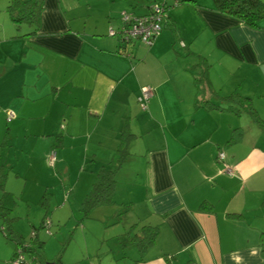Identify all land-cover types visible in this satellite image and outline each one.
<instances>
[{"label":"crops","instance_id":"1","mask_svg":"<svg viewBox=\"0 0 264 264\" xmlns=\"http://www.w3.org/2000/svg\"><path fill=\"white\" fill-rule=\"evenodd\" d=\"M1 1L0 195L16 196L11 214L18 202L21 212L25 205L26 217L37 220L32 231L41 228L50 208L59 218L66 208L78 213L126 127L133 137L115 174L113 203L95 207L83 220L78 213L81 234L101 229L112 246L81 253L78 261L264 264V132L245 112L224 109L223 100L237 93L264 107V17L249 27L216 10L212 0H158L153 3L168 7L162 32L150 46L130 45L128 58L107 31L119 26L117 13L126 6L146 14L147 0H103L83 11L73 1L44 0L32 35L27 25L16 28ZM175 42H183L184 56ZM196 55L208 63L216 93L205 98L223 109L194 107ZM144 86L153 91L142 110ZM8 111L14 115L9 120ZM50 150L54 167L47 163ZM6 151L13 156L2 162ZM219 151L231 174L217 162ZM45 194L50 197L43 207ZM10 224L23 242L31 238ZM143 226L158 233L141 254L131 238ZM39 230L42 247L32 244V262L53 263L37 253L44 246ZM3 245L0 264H9L14 246Z\"/></svg>","mask_w":264,"mask_h":264},{"label":"trees","instance_id":"2","mask_svg":"<svg viewBox=\"0 0 264 264\" xmlns=\"http://www.w3.org/2000/svg\"><path fill=\"white\" fill-rule=\"evenodd\" d=\"M43 1L44 0H6V12L9 16L10 21L16 26V28H19L21 25H27L32 28L28 35H32L36 32V29L39 25V17L43 8ZM212 1L216 10L237 19L238 21L249 27H257L258 22L264 17V2H262L261 0ZM152 4L153 3H151L150 6ZM166 21L167 13L164 24L166 23ZM165 26H167V24ZM172 31L175 32L176 29L173 28ZM154 40L155 39H153V41ZM196 58L198 62L193 66V68L197 69L196 73L194 74V86L198 98L195 99L194 107L196 109L202 107L209 110L223 109L221 106L210 103V101L205 98L206 94L216 96V93L212 90L211 83L208 78V63L203 57L199 55H196ZM223 100L227 102V107L224 109L229 110L233 113H239L241 111L245 112L249 116L253 124H255L261 131L264 132V120L259 117L257 111L253 108L252 103L248 98H243L237 93H231L229 96L224 97ZM61 128L63 127L61 126ZM132 137L133 135L130 133V131L126 127H124L120 133L119 146L117 147L111 160L109 161L107 166L101 167L97 171L88 193L79 204L78 213L80 215V220L87 218L90 211L95 207L110 205L113 203L116 186L115 174L121 167V165L126 161L129 155L127 148ZM236 137H238L237 134L233 138H231L230 142L234 141ZM1 186L2 185L0 184V187ZM49 197V194L43 195L40 201V204L43 207H46V203L48 202ZM14 205V196L9 192L3 191L0 195V232L4 236V238L7 241H10L14 246L13 255L10 261H12L15 257L17 249H21L24 255L30 254L31 258H25L33 264L32 261L35 260V256L33 254L34 250L32 249V244H36L40 248L42 247V242L36 239V233L39 229L43 228V221L41 224V228H33L31 231V238L27 242H23L22 237L13 231L10 224L13 220V218L10 217V214ZM48 220L50 221V219ZM140 231L141 235H134V237L131 238V241L136 243L139 248V252L143 254L145 250L153 244L158 231L156 228L149 226L141 227ZM260 245L264 253V236H261ZM59 263L60 256L57 259V263L50 264Z\"/></svg>","mask_w":264,"mask_h":264},{"label":"rangeland","instance_id":"3","mask_svg":"<svg viewBox=\"0 0 264 264\" xmlns=\"http://www.w3.org/2000/svg\"><path fill=\"white\" fill-rule=\"evenodd\" d=\"M69 1H73L74 4L79 5L77 7L78 11L79 10L83 11L85 8L88 7L89 4H93V3L95 5L97 4V6L103 5V0H69ZM123 1L124 0H119L121 4ZM147 1L153 3L158 0H147ZM173 1L174 0H167V3L173 5L174 4ZM261 1L264 2V0H261ZM0 5L4 7L5 2L0 0ZM93 8H94V5H93ZM124 11L129 12L130 11L129 6H126V9L119 10L117 13V17L119 18L121 12H124ZM92 15L94 19L99 18L100 16L95 11L93 12ZM102 18L104 21L106 20L105 16H103ZM110 27L114 29L116 28V26H112V25ZM173 46L175 47V49L181 52V56H184V50L180 48L181 47L180 42L179 43L175 42ZM192 61L194 63L193 59ZM252 106L257 111L259 117L262 120H264V107L259 104H256V107H255L253 103H252ZM7 153H9V155ZM12 154H13L12 151L3 152L2 158H1L2 162L6 161V159H11L13 156ZM8 165L9 164H7L6 166L8 167ZM8 172L9 171H7V169H4L3 171V173H8ZM20 206H21V203L18 202L17 206L14 208L10 216L11 218H13L14 226L17 225L19 231L20 230L22 231L24 239H28L30 232H31L30 223H33L35 225L37 223L36 222L37 220H36V217H34V219L32 220L30 216L26 217L25 205L23 207L24 210L22 212L20 211L21 210L20 208L18 209V207ZM33 216H36V214H33ZM46 218L50 219L51 221V226L49 228V234L45 232V228H42L39 230V238L44 241V246L42 250L39 249L37 253L39 254L40 257H46L47 261L51 259V261H53L54 263L60 255L62 264H65V263L67 264H75V263L87 264L89 263L87 257L86 258L84 257L83 261H78L81 253H83V255H85V252L95 253L97 252L96 251L97 249L107 251L109 249L108 247L112 246L111 244H112L113 238L106 237L105 239H102L101 229L93 230V231L88 230L87 233L81 234V229L79 230L78 227L80 223L83 221L78 222L79 215L76 210L69 212V210L66 208L64 213H62L61 217L59 218L58 213L53 212L52 208H50ZM106 234H109V231H107ZM0 238L4 244H7V246H11L10 242H7L4 239V237L1 235V233H0ZM3 243H0V247H1L0 253L4 255L5 249L3 247L4 246ZM116 243L117 241L113 244H116ZM99 246H102V247L99 248ZM47 263L50 264L51 262L49 261Z\"/></svg>","mask_w":264,"mask_h":264},{"label":"built area","instance_id":"4","mask_svg":"<svg viewBox=\"0 0 264 264\" xmlns=\"http://www.w3.org/2000/svg\"><path fill=\"white\" fill-rule=\"evenodd\" d=\"M167 6L162 3H153L150 6V10L145 15H135L131 12H121L119 20V26L117 28H108L107 35L115 38L119 45V52L125 57H131V53L127 48L135 42L141 43L145 46H150L153 39H155L161 32L167 13ZM180 46L184 44L180 42ZM152 88L144 86L140 89V96L138 98L139 106L142 110L147 108V102L152 96ZM7 119L14 117L11 111L6 113ZM216 160L223 165V171L227 174H231L230 168L224 164V153L219 151L216 156ZM56 162V153L54 150H50L47 154V163L50 167H53ZM42 227L45 228V232L49 234L50 221L45 218L43 220ZM10 264H32L29 262L21 249H17L15 257Z\"/></svg>","mask_w":264,"mask_h":264}]
</instances>
